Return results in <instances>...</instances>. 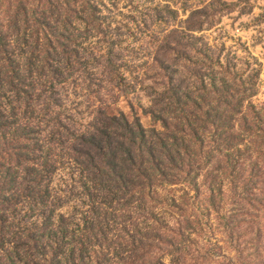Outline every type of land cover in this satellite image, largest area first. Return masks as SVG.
Wrapping results in <instances>:
<instances>
[{"label":"trees","instance_id":"obj_1","mask_svg":"<svg viewBox=\"0 0 264 264\" xmlns=\"http://www.w3.org/2000/svg\"><path fill=\"white\" fill-rule=\"evenodd\" d=\"M28 1L8 0L0 13V264H164L158 252L177 250L186 257L178 239L196 229L183 197L163 194L169 185L188 183L196 195L204 188L217 210L227 187L253 207L251 196L264 192V105L250 101L258 71L244 78L217 62L199 91L171 100L170 120L157 93L144 111L149 128L103 102L91 124L69 130L53 96L83 70L74 32L98 30V0ZM64 162L78 175L79 218L53 211L51 178Z\"/></svg>","mask_w":264,"mask_h":264},{"label":"rangeland","instance_id":"obj_2","mask_svg":"<svg viewBox=\"0 0 264 264\" xmlns=\"http://www.w3.org/2000/svg\"><path fill=\"white\" fill-rule=\"evenodd\" d=\"M7 1L2 0V16ZM98 4V30L86 32L79 26L80 34L74 32L84 50L83 70L53 96V111L66 117L60 120L69 130L91 124L98 110L105 108L103 102L111 112L123 111L131 119L137 114L149 128L152 121L144 111L157 93L163 95L160 113L170 120L176 108L171 100L185 91L190 95L199 91L211 69L218 71L214 64L219 61L233 65L237 76L244 78L258 71L256 95L250 101L264 105V0H98ZM28 18L26 26L32 30L30 14ZM18 20L23 22L24 16ZM77 176L65 162L52 175L55 215L79 218L86 210ZM235 192L226 187V199L217 210L206 203L204 188L196 195L188 183L165 186L164 195L183 197L181 203L190 205L183 209L196 234L178 239V249H184L186 257L179 250L171 252L174 256L159 251L163 263L264 264V192L251 196V208L237 200L240 194ZM174 221L171 227L176 226Z\"/></svg>","mask_w":264,"mask_h":264}]
</instances>
